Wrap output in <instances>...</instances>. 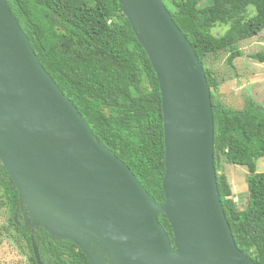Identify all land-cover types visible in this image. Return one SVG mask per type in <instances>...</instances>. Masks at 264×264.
Masks as SVG:
<instances>
[{
	"label": "water",
	"instance_id": "obj_1",
	"mask_svg": "<svg viewBox=\"0 0 264 264\" xmlns=\"http://www.w3.org/2000/svg\"><path fill=\"white\" fill-rule=\"evenodd\" d=\"M158 78L165 202L94 136L0 0V162L35 227L90 264H255L237 246L218 191L211 90L163 0H119ZM172 226V240L159 221Z\"/></svg>",
	"mask_w": 264,
	"mask_h": 264
},
{
	"label": "trees",
	"instance_id": "obj_2",
	"mask_svg": "<svg viewBox=\"0 0 264 264\" xmlns=\"http://www.w3.org/2000/svg\"><path fill=\"white\" fill-rule=\"evenodd\" d=\"M163 0L191 42L211 90L215 165L219 195L238 248L255 264H264V107L247 100L243 110L217 98L220 81L206 66L208 56L228 52V64L243 55L241 41L264 31V0ZM42 66L72 101L95 138L133 171L157 202H165L164 121L160 85L147 52L123 13L119 0H7ZM226 27L223 35L214 29ZM264 62V52L252 55ZM219 159L247 167L248 196L240 210ZM17 188L0 162V210L6 206L11 230L27 243L37 264L31 228L14 215ZM18 210V211H17ZM159 221L174 239L171 224ZM11 229V230H10ZM44 264H90L72 242L52 237L42 227L34 235ZM16 241V240H14Z\"/></svg>",
	"mask_w": 264,
	"mask_h": 264
},
{
	"label": "rangeland",
	"instance_id": "obj_3",
	"mask_svg": "<svg viewBox=\"0 0 264 264\" xmlns=\"http://www.w3.org/2000/svg\"><path fill=\"white\" fill-rule=\"evenodd\" d=\"M208 4L210 0H204L201 6ZM226 30L224 26L217 27L214 33L220 36ZM239 49L243 55L234 61L233 67L227 62L228 52L208 56L205 60L206 66L215 70L221 84L216 92L217 98L227 107L237 110L245 109L247 100L264 107V62L252 57L253 54L264 52V31L251 39L241 41ZM219 167L232 185L234 201L243 210L248 196L247 167L229 164L221 159ZM257 169L259 173H264V158L257 161ZM6 221L7 214L0 213V226L6 225ZM11 233L12 237L10 234L8 239H0V264H34L27 243L20 240L15 231L11 230Z\"/></svg>",
	"mask_w": 264,
	"mask_h": 264
},
{
	"label": "flooded vegetation",
	"instance_id": "obj_4",
	"mask_svg": "<svg viewBox=\"0 0 264 264\" xmlns=\"http://www.w3.org/2000/svg\"><path fill=\"white\" fill-rule=\"evenodd\" d=\"M18 211V210H17ZM19 211L21 212V219L18 220V212L15 213L14 215V220L16 222V224L21 227V221L25 222L24 220V213L21 209V204H19ZM0 213H6L7 214V221H6V225H2L0 226V239H8V233H7V230H8V227H9V216H8V211H7V208L6 206L2 207V210H0ZM29 227V226H28ZM31 228V227H30ZM39 227H35V233H36V229H38ZM31 232H32V229H31Z\"/></svg>",
	"mask_w": 264,
	"mask_h": 264
}]
</instances>
